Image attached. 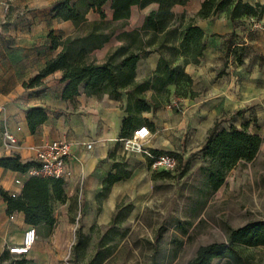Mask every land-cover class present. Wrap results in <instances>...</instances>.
<instances>
[{
  "label": "crops",
  "instance_id": "crops-1",
  "mask_svg": "<svg viewBox=\"0 0 264 264\" xmlns=\"http://www.w3.org/2000/svg\"><path fill=\"white\" fill-rule=\"evenodd\" d=\"M29 1L21 2L22 6L27 5V11L10 18L6 30L0 34V156L18 153L24 160L36 159L32 145L52 139H66L71 143L73 155L68 166L72 175L65 178L66 199L57 200L54 204L55 223L38 226L37 238L29 252L14 254L25 256V264H48L53 245L63 250L62 235H77L80 227L88 232L93 226H108L117 205L129 196L134 208L153 192L154 180L148 155L127 151L122 140L123 120L128 115L126 94L113 98L109 93L98 95L81 91L73 98H65L63 90L66 82L61 80V70L45 77L40 87L24 86V82L60 50L51 49L48 41V33L55 28L53 22L58 18L49 14L51 8L45 0ZM202 1L187 0L185 4H176L174 10L178 7L176 11L185 10L193 14L199 10ZM245 1L253 5L264 3V0ZM10 4L16 3L5 2L4 7L8 8ZM138 7L132 6L124 29L141 27L145 16L158 8V3L141 7L146 9L145 13L139 22L129 27L128 22ZM111 17L112 12L107 15V18ZM255 19V22L248 20L245 13L243 20L236 24L221 11H216L210 17L198 20L205 31L206 47L200 63L186 66L193 77L197 95L183 98L182 109L174 114H180L185 132L197 139L206 136L215 120H219L224 128L232 124L238 127L247 124L250 131L262 137L257 158L264 155V10L261 7L255 13ZM234 31L238 35L237 40L245 45L243 63H237L233 54L227 57L223 47V40ZM110 41L92 51L94 53L103 48L97 61H102L113 45L121 43L120 40ZM160 55V51L153 49L141 57L136 77L141 79L150 75ZM36 105L43 106L48 117L32 132L27 112ZM163 110L162 106L155 112L144 111L142 115L155 126ZM142 125H147V122ZM5 132L14 134L17 143L8 146ZM88 143L91 147L87 146ZM144 145L149 149L167 150L156 143L152 135L144 141ZM120 159L127 162L131 174L115 181L108 193L99 197L104 179L117 170L114 163ZM32 174V169L21 172L0 166V188L18 194ZM29 225L23 211L7 212V203L0 192V252L9 244L20 243ZM211 264L229 262L227 258L216 257Z\"/></svg>",
  "mask_w": 264,
  "mask_h": 264
},
{
  "label": "trees",
  "instance_id": "trees-1",
  "mask_svg": "<svg viewBox=\"0 0 264 264\" xmlns=\"http://www.w3.org/2000/svg\"><path fill=\"white\" fill-rule=\"evenodd\" d=\"M156 2L158 8L151 10L141 27L124 29L131 15L133 5L145 7ZM187 0H57L51 7L53 17L71 20L75 26L74 33L63 36L54 29L48 33L50 48L60 50L50 57L45 65L28 81L25 87H40L50 73L61 70V80L66 84L63 97L73 98L81 91L87 94L109 93L113 98H121L126 94V110L128 115L123 120L121 136L130 137L143 122L151 123L143 117L144 111L155 112L158 108L171 101V95L177 97H195L197 91L193 88V77L187 71L188 64H198L205 50L204 29L198 24L199 19L208 18L213 12L222 11L227 18L236 24L243 20L247 12L258 13L264 3L256 5L245 0H203L199 10L193 14L187 11H176V4H185ZM110 4L112 17L107 18L104 5ZM90 10L99 13L100 19L90 21L87 14ZM115 36L121 41L111 47L102 61L89 59V53L102 46ZM236 31L223 40L226 56L233 54L237 63H243L245 45L240 42ZM153 49L161 55L155 70L144 78L136 77V67L139 59ZM173 87V88H172ZM48 117L46 109L41 105L31 107L27 112L29 126L32 132ZM262 137L248 129L247 124L238 127L232 124L229 128L220 126L219 120L208 129L204 142L199 149L203 164L200 168L206 175L210 192L218 190L226 180L227 174L237 164L252 161L256 158ZM151 153L158 155L163 150L151 148ZM170 153L176 154L172 151ZM149 165L153 161L148 156ZM116 171L104 179L103 190L99 197L105 196L111 185L132 170L124 159L115 161ZM178 164V163H177ZM0 166L7 169L28 172L38 167V161L24 160L20 154L0 156ZM152 172V178L163 175L171 170L159 169ZM154 180V179H153ZM65 179L62 177L32 174L18 194H13L4 188L0 192L7 203V212L15 210L25 213V221L36 228L42 224L55 223V202L66 199ZM133 203L117 205L115 215L108 226H93L86 232L81 227L77 229V239L74 244V256L78 260L84 256V248L94 229L106 230L100 235L95 253L86 261L76 264H105L115 251L114 231L122 215H129ZM37 230V229H36ZM187 229H183L186 232ZM128 231L122 234L124 238ZM161 234L155 235L152 245L150 264L156 262V252ZM264 218L251 220L238 227H230L226 239L211 241L197 246L194 255L187 264H211L214 258H227L229 264H264ZM6 248L0 254V264H25V256L10 257ZM12 254V253H11ZM10 258L8 262L3 260Z\"/></svg>",
  "mask_w": 264,
  "mask_h": 264
},
{
  "label": "rangeland",
  "instance_id": "rangeland-1",
  "mask_svg": "<svg viewBox=\"0 0 264 264\" xmlns=\"http://www.w3.org/2000/svg\"><path fill=\"white\" fill-rule=\"evenodd\" d=\"M22 1L24 2L0 0V34L6 30L10 18L23 15L27 11V5L22 6ZM45 1L51 8L57 0ZM5 2L16 4H10V7L6 8ZM104 10L107 15H111L109 3L104 5ZM134 10V16L128 22L129 27L139 22L146 11L141 7ZM175 10H178V7ZM87 17L90 21L100 19L99 13L94 10H90ZM53 25L55 32L63 36L76 31V26L71 20L58 18ZM117 40L112 37L110 42ZM48 41L50 44L49 37ZM102 51L103 48L94 53L90 52L88 58L97 60ZM182 104L183 97L171 95V101L163 106L162 115L158 118L159 123L150 125L152 138L167 149L163 152H174L178 164L170 172L154 176L153 192L138 202L127 218L122 215L118 230L113 232L115 251L105 264H150L152 245L148 240L154 242L155 235L159 233L161 239L157 245L155 264H187L198 245L225 240L230 227L264 218V155H259L254 161L237 164L227 174L223 185L211 193L206 175L200 168L204 162L199 149L205 137L197 139L188 131L185 132L186 127L181 123L182 117L180 114H174L175 111L180 112ZM32 160L37 161L35 158ZM123 202L128 204L132 200L127 196ZM183 229H187L186 232ZM105 230L94 229L90 232V238L83 251L85 254L78 260L73 253L77 235H62L63 250L59 247L56 249L53 245L48 264H76L86 261L95 253L99 237ZM126 231L128 233L123 238L122 234ZM259 248L264 251V247ZM13 256L17 255L10 253V257ZM9 259L6 258L3 262L6 263Z\"/></svg>",
  "mask_w": 264,
  "mask_h": 264
},
{
  "label": "built area",
  "instance_id": "built-area-1",
  "mask_svg": "<svg viewBox=\"0 0 264 264\" xmlns=\"http://www.w3.org/2000/svg\"><path fill=\"white\" fill-rule=\"evenodd\" d=\"M247 19L255 22V14L247 12ZM152 135L151 128L148 125H141L136 128L133 135L122 138L127 151H139L151 156L153 169L173 170L176 168L178 160L174 154L162 152L158 155L151 153V150L144 145V141ZM5 138L8 146L17 143L14 134L5 132ZM91 147V143L87 144ZM31 149L35 152L38 167L32 169L33 174L43 176L68 178L72 172L68 166L69 158L73 155L71 143L66 139H52L42 144L32 145ZM37 238V230L34 225H29L24 232L22 241L17 244H9L8 250L13 254H26Z\"/></svg>",
  "mask_w": 264,
  "mask_h": 264
}]
</instances>
